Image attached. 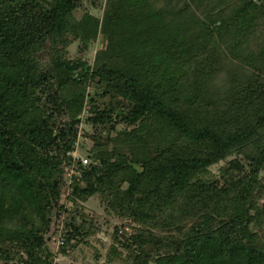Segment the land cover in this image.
<instances>
[{
	"label": "trees",
	"instance_id": "1",
	"mask_svg": "<svg viewBox=\"0 0 264 264\" xmlns=\"http://www.w3.org/2000/svg\"><path fill=\"white\" fill-rule=\"evenodd\" d=\"M97 195L125 221L108 246ZM93 241L100 264H264V0H0V264Z\"/></svg>",
	"mask_w": 264,
	"mask_h": 264
},
{
	"label": "rangeland",
	"instance_id": "2",
	"mask_svg": "<svg viewBox=\"0 0 264 264\" xmlns=\"http://www.w3.org/2000/svg\"><path fill=\"white\" fill-rule=\"evenodd\" d=\"M103 1V0H102ZM86 3L91 5V0H85ZM78 12V11H77ZM77 45H73L71 47V56L74 57L76 55ZM95 49H92V54L94 53ZM91 54V53H90ZM88 133H93L92 127H87L84 129V127L80 126L79 128V144L81 145L85 144L87 149L91 145V140H89L84 133L86 131ZM84 155V154H83ZM217 169L218 166H215ZM86 210L91 213L92 215L96 216L98 219V222L101 226L100 232L97 235V238H100L104 244L107 246L112 241L111 234L114 229V226L122 225L125 222L123 219L109 215L104 210V205L102 203V199L97 195L95 197H92L87 203H86ZM129 232V231H127ZM99 250L103 251L104 256L100 259V261H97L95 258V251L94 248L91 246H82L81 248H78L72 252L73 254H70L69 256H64L59 254L57 257V262L60 264H100L105 262V253H106V247L102 246V243L93 241Z\"/></svg>",
	"mask_w": 264,
	"mask_h": 264
},
{
	"label": "built area",
	"instance_id": "3",
	"mask_svg": "<svg viewBox=\"0 0 264 264\" xmlns=\"http://www.w3.org/2000/svg\"><path fill=\"white\" fill-rule=\"evenodd\" d=\"M71 156V161L66 165V181H65V194L66 196L71 194V190L74 186V183L77 179L83 176L82 167L87 166L90 163V158L86 153L81 151L80 144L78 143L76 148L69 152ZM84 154V155H83ZM63 218V217H62ZM53 240L55 241V245L59 248L64 244V238L62 235V231L60 229L57 235L53 236Z\"/></svg>",
	"mask_w": 264,
	"mask_h": 264
},
{
	"label": "water",
	"instance_id": "4",
	"mask_svg": "<svg viewBox=\"0 0 264 264\" xmlns=\"http://www.w3.org/2000/svg\"><path fill=\"white\" fill-rule=\"evenodd\" d=\"M103 69L107 72V73H110V70L108 68H105L103 66ZM111 84L113 86H118V87H123V88H126L127 86V80H123L121 81L120 79H114V78H111Z\"/></svg>",
	"mask_w": 264,
	"mask_h": 264
}]
</instances>
